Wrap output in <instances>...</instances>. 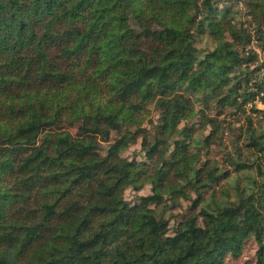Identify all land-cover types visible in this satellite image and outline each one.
Returning a JSON list of instances; mask_svg holds the SVG:
<instances>
[{
	"label": "trees",
	"instance_id": "1",
	"mask_svg": "<svg viewBox=\"0 0 264 264\" xmlns=\"http://www.w3.org/2000/svg\"><path fill=\"white\" fill-rule=\"evenodd\" d=\"M248 242L264 264V0H0V264Z\"/></svg>",
	"mask_w": 264,
	"mask_h": 264
},
{
	"label": "rangeland",
	"instance_id": "2",
	"mask_svg": "<svg viewBox=\"0 0 264 264\" xmlns=\"http://www.w3.org/2000/svg\"><path fill=\"white\" fill-rule=\"evenodd\" d=\"M257 105H258V107H262V104H260V103H258ZM136 151H138L137 147H131V148L125 150L122 154L124 156H133V155L137 156ZM148 193H149L148 187H145L143 190H140L137 193L128 189L125 191V197L127 200L131 201V200H133V197L135 195H141V194L143 195V194H148ZM180 203H181V205H179L178 207L170 208V210H168L166 212V214L171 215V216H169V218L171 217L170 223L174 219L175 213H179V212L183 211L185 209V207L188 205V202L186 200H183V199L180 201ZM254 249H255V247L253 246V244L251 242H248L243 247L239 256L232 257L229 254H227L225 259H224V263L225 264H243L246 261L252 262L253 261L252 256H253Z\"/></svg>",
	"mask_w": 264,
	"mask_h": 264
}]
</instances>
